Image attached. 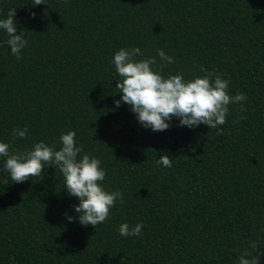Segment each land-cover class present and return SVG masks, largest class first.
I'll use <instances>...</instances> for the list:
<instances>
[{
    "label": "trees",
    "instance_id": "16d2710c",
    "mask_svg": "<svg viewBox=\"0 0 264 264\" xmlns=\"http://www.w3.org/2000/svg\"><path fill=\"white\" fill-rule=\"evenodd\" d=\"M45 3L0 0V19L15 8L27 40L17 60L0 30V142L59 150L61 134L75 131L83 154L101 161L104 188L124 202L95 229L81 226L58 168L15 183L0 157V264H238L252 241L264 252V0ZM137 47V60L159 66L158 49L173 58L165 77L191 80L204 68L246 100L228 106L220 134L175 117L168 130L145 129L114 104L112 58ZM24 127L27 139L12 136ZM122 223H142V235L121 236Z\"/></svg>",
    "mask_w": 264,
    "mask_h": 264
},
{
    "label": "clouds",
    "instance_id": "9594fccd",
    "mask_svg": "<svg viewBox=\"0 0 264 264\" xmlns=\"http://www.w3.org/2000/svg\"><path fill=\"white\" fill-rule=\"evenodd\" d=\"M63 3L67 5L68 0H63ZM41 4H46L45 0H33V6ZM15 15V8L9 9L7 17L0 19V30L8 36L4 43L10 47L11 54L20 60L27 40L21 33L16 34ZM30 15L34 17L35 13ZM157 54L161 61L159 66L155 57L137 60V56H143L138 47L121 48L114 54L111 63L120 77L115 88L121 94L119 100H114L116 108L122 102L128 105L137 122L153 132L168 130L169 122L175 117L179 120L178 127L194 129L203 124L218 134L222 133L228 106L245 101L246 95L237 92L230 96L229 81L204 68L200 69L205 73L202 77L191 80H186L182 73L165 77L163 70L174 62L173 58L159 49ZM27 134V127L12 130L14 138L27 139ZM75 137V131L61 134L59 150L43 141L34 142L30 149L25 150L10 149L8 143L0 142V157L5 158L3 168L15 183H24L30 177H42L45 166L58 168L64 181L63 189L79 201L78 205H72L77 214L75 219L81 226L90 225L95 229L108 219L117 201L123 204V193L104 188L102 182L106 171L101 167V161L83 154V148L76 145ZM157 163L172 167V159L164 154L160 155ZM64 215L73 222V216ZM143 227L142 223L134 226L122 223L118 232L123 237L141 236ZM262 256L264 252L252 241L240 252L238 264H260Z\"/></svg>",
    "mask_w": 264,
    "mask_h": 264
}]
</instances>
